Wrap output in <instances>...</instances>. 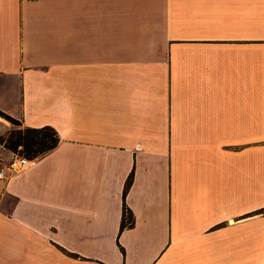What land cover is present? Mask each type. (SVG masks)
Instances as JSON below:
<instances>
[{"label":"crops","instance_id":"0c3cea01","mask_svg":"<svg viewBox=\"0 0 264 264\" xmlns=\"http://www.w3.org/2000/svg\"><path fill=\"white\" fill-rule=\"evenodd\" d=\"M242 1L0 0V112L58 136L0 178V264H264Z\"/></svg>","mask_w":264,"mask_h":264},{"label":"rangeland","instance_id":"374dc122","mask_svg":"<svg viewBox=\"0 0 264 264\" xmlns=\"http://www.w3.org/2000/svg\"><path fill=\"white\" fill-rule=\"evenodd\" d=\"M227 1H225L226 3ZM242 8L240 11L236 10L234 6H227L223 11L225 20L224 33L233 34L236 36L244 35L249 37L250 41H255L256 50V67H257V99L264 98V85L261 80L264 79V0H245L242 1ZM229 22H232L230 25ZM227 36V35H226ZM9 123V128L4 135L14 131L24 132L25 127L15 120L14 124ZM260 135V136H259ZM6 146H8L6 144ZM4 152L8 154H16L20 157L27 158L25 152L19 147L16 152L8 150L1 145ZM264 148V123H257V157L263 156L261 152ZM7 162V161H6ZM5 162V163H6Z\"/></svg>","mask_w":264,"mask_h":264},{"label":"trees","instance_id":"16d2710c","mask_svg":"<svg viewBox=\"0 0 264 264\" xmlns=\"http://www.w3.org/2000/svg\"><path fill=\"white\" fill-rule=\"evenodd\" d=\"M0 116L10 122L11 124L15 123V120L11 117L3 114L0 112ZM1 145L4 144V147L8 150H11L13 152H16V150L21 147L23 151L25 152L27 159L32 160L42 154H44L47 151H50L51 149L55 148L58 144V136L56 132L49 128L44 127L41 129H31V128H25L24 132L21 131L14 132L11 131L8 133V135L5 137L0 138ZM6 144L8 146H6ZM132 181V174L128 177L123 197L125 196L127 190L129 189ZM133 224L131 219V214L129 213L126 208H123V217L121 222V230L125 227H131Z\"/></svg>","mask_w":264,"mask_h":264},{"label":"built area","instance_id":"2783aa9c","mask_svg":"<svg viewBox=\"0 0 264 264\" xmlns=\"http://www.w3.org/2000/svg\"><path fill=\"white\" fill-rule=\"evenodd\" d=\"M29 163L30 161L27 158L12 153L7 162L4 163L3 167L0 169V178L3 179L6 177L4 171L8 172L7 177L20 173Z\"/></svg>","mask_w":264,"mask_h":264}]
</instances>
